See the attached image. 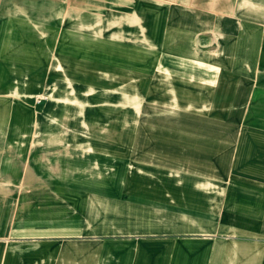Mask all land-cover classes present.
I'll return each mask as SVG.
<instances>
[{"label": "rangeland", "instance_id": "rangeland-1", "mask_svg": "<svg viewBox=\"0 0 264 264\" xmlns=\"http://www.w3.org/2000/svg\"><path fill=\"white\" fill-rule=\"evenodd\" d=\"M16 2H23L22 14ZM0 5V20L9 25L0 30L13 26L16 52L31 61L22 63L29 71H17V97L8 101L10 108L30 109L0 108V135L14 128L17 135L0 142V156L12 161L0 175V264H31L26 250L62 246L68 238L102 239L135 251L158 250L166 236L182 242L190 226L170 221L174 210L159 206L158 188L149 184L161 151L191 132L180 121L190 118L180 103L189 94L181 96L176 87L212 77V61L242 51L240 42L221 47L213 25L237 23L247 26L241 34L252 36L262 25L264 41V0ZM248 43L249 61L255 47ZM223 64L220 71L230 66ZM15 251L23 259L14 258ZM246 261L256 260L248 255Z\"/></svg>", "mask_w": 264, "mask_h": 264}, {"label": "crops", "instance_id": "crops-1", "mask_svg": "<svg viewBox=\"0 0 264 264\" xmlns=\"http://www.w3.org/2000/svg\"><path fill=\"white\" fill-rule=\"evenodd\" d=\"M22 6H19L21 14ZM253 9L258 13L256 10L260 8ZM4 24L9 27L0 20V28ZM14 24L18 25L17 21ZM246 27L232 22L213 25L221 47L229 48L232 43L240 42L243 49L239 54L237 51V55L228 52L226 57H217L218 61H207L215 65L214 70L209 68L212 72L208 74L212 73V77L202 78L200 82L198 78H191L189 87H176L181 96L189 94L185 102L180 103L188 106L190 118L181 116L179 120L181 128L190 127L191 132L176 136L173 147H165L164 153L161 151L159 171L151 175L150 188L152 185L158 188L159 206L173 209L174 219L170 221L189 225L193 234L187 232L182 242H173L166 236L159 240L158 250L142 251L119 249L102 239L68 238L62 246L26 250L31 264H248V255L255 257L253 264H262L264 41L262 25L256 27L259 35L254 36L240 33L246 31ZM10 29L0 30V58L4 57L0 59L4 79V82L0 79V88H6L0 93V108L7 110L5 112L28 111L30 107L22 104L10 108L8 102L17 97L14 90L18 87L13 81L22 77L17 71H29L22 63H31L28 55L24 57L16 52L18 36ZM248 42L255 47L254 58L249 61L250 54L245 52V48L251 46ZM16 62H21L20 67H15ZM223 63L230 66L220 71ZM7 81H10L8 85ZM0 123L3 128V122ZM14 129L12 135H0V142L11 143L16 139ZM7 156H0L4 159L0 163V175L10 169L8 162L12 161L6 159L11 158ZM23 173L21 170V176ZM12 256L21 257L17 251Z\"/></svg>", "mask_w": 264, "mask_h": 264}]
</instances>
